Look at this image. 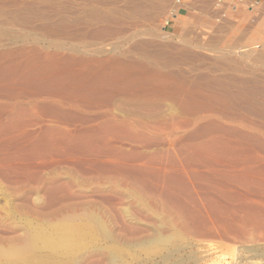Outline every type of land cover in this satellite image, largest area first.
<instances>
[{
	"label": "rangeland",
	"instance_id": "obj_1",
	"mask_svg": "<svg viewBox=\"0 0 264 264\" xmlns=\"http://www.w3.org/2000/svg\"><path fill=\"white\" fill-rule=\"evenodd\" d=\"M94 1L95 0H0V4H2V6L0 5V10L2 11L0 21H5L3 24H0V50L11 51L13 49L17 50L18 47L24 48L26 46L25 50L31 47V49L37 48V50H39L38 52H51L52 50H54L52 52L60 51L59 53H64L66 55H87L86 57H89L92 54H90L89 52L85 53L82 43L84 41L83 39H85L84 35H86L87 33L85 30L78 31L77 29L83 28L84 24L81 23V19L87 13L86 11H88L89 7L92 6ZM97 1L99 3L102 2L101 4H104L105 2V4H108L109 7L113 5L116 11H118L117 16L119 18L117 17V21H124V25L126 26L125 30L127 31V29H129L127 32L122 33L124 36L122 34H116L117 37L105 36L104 44L111 42L109 45H107V48L111 49L112 47L110 45H113V43H117V46L114 47V49H111L112 52L107 51L100 57L105 56L107 58L109 55H115L116 57H119L122 52L125 51L136 52L133 49L135 48L136 44L138 46L137 42L144 39H150V37L155 40L156 43L154 46L148 47V49L151 51L157 50L159 48V45H166V42H175L176 44H174L176 46H182L180 39L182 37L181 32L184 28L185 30H187L186 33H188L189 38L192 40H198L196 38L200 39V36H202L200 32H202V30H209L212 32L214 37L217 36V38H223L224 40L228 39V41H232L239 34L245 35L246 33L247 35L248 33L247 36L250 35L253 40L255 38L257 39L253 41L251 37H248L249 40L245 38V42L243 38L246 35L243 36L241 38V40H243L241 41V44L238 47H234L235 54L234 52L230 54L240 63L241 69H235V67L225 68L224 65L214 62V59L219 55L218 53L205 48H198L197 50V47L194 46V48L191 49H193L192 51L197 55L195 59L189 60L187 63L184 62V64L181 63L182 65L179 64L177 68L179 66L180 67L176 70L182 72L187 80L197 82L200 81V83L204 81L210 82L212 79L213 81H215V79L216 81H219L217 79H221V82L228 80L233 81L235 79L237 81H240L239 79L242 78H244L243 80L248 79L264 82V62H256L255 59L247 58L244 56V53L249 49H264V5H262L261 11L259 12L256 7L250 4H246L243 0H155L158 1V3L165 2V4H168L169 6L167 5L168 7L166 6L165 9L160 12L158 11L159 14H157V17L153 20L154 23H151V21H146L147 23H144L143 21H139L135 17L128 16V8L126 7L127 0ZM101 4H99V6L106 7V5ZM201 6H205V8L208 6L207 8L209 10L211 9L210 12L212 15H206L205 13L200 12L199 10H202ZM259 6H261V2ZM29 7L34 8L35 11H30ZM171 9H174V11L176 10L179 14L171 15L169 13ZM122 12L124 13L122 14ZM40 14H42V16H40ZM15 15H17L21 19L20 23L11 21L12 17H14ZM234 16L236 17L234 18ZM59 20L62 22H60ZM74 21L77 23L74 24ZM78 22H80V24ZM129 22L132 24L134 23L135 25L133 24L134 26L132 27V24H130ZM206 23L210 24L212 27L210 28V25L208 26L206 25ZM66 24L69 25L67 26ZM40 25L42 26V28ZM65 25L68 28H64ZM44 26H46V29H48V27L51 28L52 31L49 29H45L46 33H44ZM40 28L43 30H41ZM53 29L57 31H54ZM130 29L133 30L131 31ZM146 29H153L151 31L160 30L161 33L164 34L169 33L168 35H170L171 37L168 40L170 41L167 40V37L161 38V36L158 37L156 35L150 34V32H147ZM49 31L50 33H48ZM250 31L252 32L249 33ZM51 32L53 33V35ZM65 32H67V36ZM221 33H223V35ZM254 33L257 36L254 35ZM229 34L230 36H233L230 37ZM49 35H51V37ZM38 37L40 38V40L38 39ZM67 37L71 39V41H73L71 42L69 39H66ZM58 38H60V40ZM57 40H59L60 42H57ZM247 40L251 42L248 43ZM244 43H247L248 45H245ZM73 46H77L78 51L75 52L72 49ZM121 58L124 57L121 56ZM131 58L133 60H137L138 55L134 53L132 54ZM244 64L246 65L243 66ZM205 74L208 79L205 80V77L203 79L199 78V80H197V75L205 76ZM189 76L190 78H188ZM224 76L228 78V80L224 79ZM192 77H196L197 79L193 80ZM229 77L231 79H229ZM15 80L16 79H14V81ZM11 81H13V79H11ZM17 82L18 80H16V84H14L13 82L14 85H12V82H9L10 85L14 87V91L20 88L18 87ZM10 85H8L7 83V86ZM2 89L4 91L5 88H1L0 91H2ZM5 92H0V94L2 95H0L1 102L3 101V103L6 104L12 102L13 98L11 97H14V95L8 96V92ZM121 94H118V96H116L115 98V104L117 102V107L121 105L117 108L116 111L119 116L123 115L124 112L128 115L133 112L130 116H134V118H140V116H142L147 120H150L153 117V120L160 115L165 116V114H168L169 111L173 113L179 112L178 109H175V111L170 110L171 102L167 100L163 102L164 104L162 108L158 111L153 110L154 112L150 111L151 113H148L149 110H142L144 112L141 111V113H139L140 110L137 111L136 107L138 106L136 101L137 97L133 93L129 92L125 95H123V93ZM4 96L8 97V99ZM24 98L21 97L19 99H14L16 101L23 99L22 102L25 103L26 101L32 100L30 98ZM125 98L126 101H124ZM203 99L205 100V102L204 100H201V102H203L200 103L199 101L198 104L202 106H204L205 104H208L209 106L212 105L211 107L214 110H217L218 114H222L221 116L223 118H221V116L219 115L217 116V118H215L216 120L212 119V121L215 120L216 123L218 122V125H222L230 129L236 126V128L234 127L233 129H237L238 127V130H245L242 132L248 131V133L253 134V131L251 130L241 129L237 122L227 120L228 117H241L242 120H246L245 122H259V124H262L264 126V112L262 111H258V114H255L253 112L251 114V112L243 110H232L228 112L224 111L221 105L216 104V107L214 102H208L207 99V103L206 99ZM245 105H247V103ZM127 110L130 111V113ZM226 113L228 114V116ZM225 115L226 117H224ZM0 117L1 120H6V115H0ZM32 118L34 119V116ZM33 119H31V121ZM202 122V124L201 122L199 124L203 125L205 124V122L207 123V121ZM40 127V125L33 126L32 124V126H27L26 129L28 128L27 130H29L31 133L37 134L41 129ZM19 128L21 127H18L16 132L13 131V133H11L12 131H9V133H7L9 134V136L13 135V137L15 136V133L16 135H19L17 132L20 130ZM215 130L216 129H212L214 133L211 132L209 134H215L221 138L223 137L222 139L228 142L230 148L229 146H222L223 148L219 146L220 148H217L215 151L207 152L203 150V152H206V154L203 153L202 150L199 151L198 149L197 151V148H195L194 146H189V148L187 146V148H180L178 144L182 142H180L178 139L183 138L182 141H189L190 132H192V130L189 131V129L184 131L181 130L179 134H176L175 132L160 133L158 131L138 132L139 135L143 133L142 135H148L149 138H152L151 142L146 141L151 146V143H154L153 145L157 144L156 148L147 145L145 142L143 144L147 145V148L145 147L146 149L143 147L145 145H141V140H139L140 142L136 140L138 141V143H135V140L133 139V143L131 142L132 139L129 141L127 137V139H124V141L121 140L123 136L120 137V135H117V137H120V139L114 136L116 137V140H119L116 141L115 139H113V137L110 136L109 138L112 140H109L108 145L115 148L114 150V148L110 147V149H113L110 151L113 152H110L108 145L104 142H100L98 140V137L97 139H95L98 140L99 143H102L101 145L103 146V148H101L98 142L95 145L96 141H94V145L92 144V146H96L97 148H99L98 146H100V148H92L91 146V151L87 148L85 150V148H82V146H78L80 147L78 148L76 146L77 144L74 143L29 144L30 141L26 138L21 139V136L18 139V143L21 144L14 145L10 141L8 142L9 139L6 138H8L9 136L5 133L3 135L4 137L6 136L5 138H3V136L0 137V245L9 246L11 243L10 240L13 237L24 238L25 233L27 234V232L31 233L36 231L45 232L43 234H46L47 236L48 234L49 236H56L57 232L58 234L69 232L70 235H73L74 241H76L78 235L74 234L73 231L70 230L69 222L72 224L76 222L74 224L78 223V225H80L81 223L88 221L87 223L93 224L95 219H101L111 229V231L116 234V237L114 239H107L101 232V229L96 225V229L93 230L94 234L88 237L89 239H87V237H84L83 235V237L79 235V237H81L78 238L79 240L77 239L78 241H76V246H74V248L75 251L78 250L77 253L80 254L73 253V255H76L75 257L72 254H63L61 252L53 254L52 252H49L50 250L43 248L41 249L42 252L39 255L43 254V259L45 262L37 261L38 258L36 259L33 257L29 260L27 259L29 262H26V260L23 264H41L42 262V264H69L74 258H76L75 260H77L78 264H115L113 262H110V251L115 249H119L120 264H231L230 262H233V264H264V258L261 259L258 258V256L256 258L254 255V252L257 251L264 255V240L259 238L260 232L256 231V229L254 228L255 225H253L255 219L264 217V172L261 173L259 170L255 169L257 168V165L253 163V159H255V161L257 159L260 162L263 160L262 163H264V150L262 149V154V151L259 150L261 148L259 145H257L259 146L258 148H256V145H252L258 143V141L260 140H263L259 139L262 137L264 138V136L260 137L263 132H256V135L258 137L255 136L257 138V141L254 143L253 141L256 140L255 137L253 138L254 140H250L248 138H246V140H242V138H245L244 135L239 139L241 135L239 134V137L236 136V132H225L223 134V132L221 133V131L218 130H216V132ZM207 131L206 134L207 136H209ZM135 134L136 133H134V135ZM233 134L236 137L233 136ZM134 135H132V138H134ZM161 136H164V138H166V136H169L170 138H172V140L169 141L168 144H166L167 140L164 141V139H162L164 142L162 140H158L162 138ZM22 138L24 137L22 136ZM153 140L155 141L153 142ZM157 140L159 142H157ZM22 141L25 142L22 143ZM27 141L28 144L26 143ZM112 141L116 142L113 143ZM111 142L113 144L110 145ZM175 142H178V147L173 146L176 149H174L175 151L170 150V152L172 151V154L171 156L169 154V156L167 157L168 159H165V157L163 156V160L155 158L160 156L161 153L159 152L162 149H164L165 151L172 149L171 144L173 143L174 145ZM230 142L233 144H231ZM262 142H264V140ZM164 144H166V146ZM118 146H120V148ZM124 147H126L127 151H130L132 149V154H130L129 151L128 153H126L127 151ZM193 147L195 148V150L193 149ZM154 148L156 150V154L158 153V156L154 154ZM166 148L169 149L167 150ZM243 148L245 150H243ZM134 149H136L137 151L140 150L138 152H141V155L138 154V152ZM229 150L232 151V153L230 152L229 154L228 152V155H226L229 157H225L224 153ZM151 151L153 152L151 153V155L154 154V156H151L149 154ZM237 151H243V153L239 152L238 155ZM248 151H250V153ZM102 152L104 153L101 154ZM147 153L149 154L148 156H151V158L154 157V159H156L157 161L159 160V162L155 161L153 158H148ZM167 153L163 152V154L161 155L167 156ZM187 153L189 154V156ZM122 154H125V156H121ZM126 154L127 156L130 154L128 158ZM136 154L140 157H138ZM173 154L174 157H172ZM144 155L147 156L148 159H142V157H145ZM215 155L218 157H215ZM220 155L224 156V158H221ZM257 155H259L260 157H257ZM190 157L192 159H190ZM233 158L234 160L236 158L235 162ZM149 159H151L150 161L155 162L147 163ZM201 159L204 160L202 161ZM198 160L201 161L199 162ZM226 161L229 162L227 163ZM219 164L222 166H220ZM119 165L122 167H120ZM165 168L169 171H166L168 174L164 172V175V173L162 172ZM253 169L255 170V173L253 172ZM222 170L225 171L222 173ZM235 170H237L238 172ZM228 171H230L231 173ZM234 174L240 176V181H234L235 179H237H234ZM223 176L225 179L223 178ZM242 176L246 180H244ZM261 179L263 181H261ZM252 181L254 182V184L252 183ZM256 182L259 185L256 184ZM249 183L251 184V186ZM250 188H252L253 192H250L252 191ZM244 204L246 205L245 208L247 210L244 208ZM255 211L257 213L259 211L258 214L260 215L257 216V213ZM170 218L171 220H169ZM251 219L253 223L248 222L251 221ZM260 219L258 220H262L261 222H263L264 218L261 220ZM54 223H57V226H54ZM65 226L66 228L68 227L67 229L69 230H65ZM245 229H247L248 231ZM172 230H174V232ZM249 230L251 232V235H245L244 231L248 232L249 234ZM256 234H258L259 236ZM81 240L84 241L82 242ZM78 244L80 245L81 249L78 247ZM252 250L253 252H251ZM56 254H58V256ZM46 256L49 257L47 261ZM77 256H79V258ZM32 259L33 261L36 259V261L32 263Z\"/></svg>",
	"mask_w": 264,
	"mask_h": 264
},
{
	"label": "bare ground",
	"instance_id": "obj_2",
	"mask_svg": "<svg viewBox=\"0 0 264 264\" xmlns=\"http://www.w3.org/2000/svg\"><path fill=\"white\" fill-rule=\"evenodd\" d=\"M101 3L102 2L99 3L97 0L94 1L92 6L89 7L88 11H86L87 13L81 19V23L84 24L83 28L77 29L78 31L85 30L87 33L86 35H84L85 39H87V40L83 39L84 41L82 43H83V47H84L83 50L85 51V53L89 52L90 54H92L89 57H86L87 55L86 56H80V55L78 56L75 54L74 55L73 54H67L66 55L64 53H59L60 51L59 52H52L54 50H52L51 52H47V51L38 52L39 50H37L36 47H35L36 49H31V47H30L29 49H26V50H28V51H26L25 50L26 46L24 48L20 47L21 49L18 47L19 49L17 48V50H14L12 48L14 51L13 50H11V51L0 50V87L5 88L4 91L2 89V91H0V92L3 93L5 91H7L8 96L14 95V97H11V98H13L12 99L13 101L9 102L7 104L3 103V101L1 102V100H0V115H3V116L6 115V120L0 119V121H1L0 122V135H1L0 137H2L5 133L9 136V134H8L9 131L10 132L12 131L11 133H13V131L16 132L18 127H21L22 130H21V128H19L20 130L17 131L19 135H16V133H15L14 137H13V135L9 136V137L7 136L8 138H6V139H9L8 142L10 141L14 145H17V144L19 145L21 143H18V141H19L18 139L21 136L20 137L21 139H25V138L28 139L30 141L29 144H38V143H45V144H49V143H51V144L69 143L70 144L71 143L72 144V143H74V144H77L76 145L77 147L82 146V148H85V150H86V148L91 150L92 148L96 147V146L95 147L92 146V144L94 145V141H96L95 145L97 142L99 143V141L104 142L105 144L108 145L109 140H112L109 138L110 136L113 137V139H115V140H116L117 135L118 136L120 135V137L121 136L126 137V138L122 137L121 140L127 139V137H128L129 141L132 139L131 142H133L135 140V143L136 142L138 143V141L141 140L142 141L141 145H145L143 143H145L146 141L151 142L152 138H149L148 135L147 136L142 135L143 133L142 134L140 133L141 135H139L138 132H142V131L157 132L158 131L160 133H168V132L174 133L175 132L176 134H179V132L181 130L182 131L188 130V129H189V131L192 130V132H190L189 141H187V140L182 141L183 138L178 139V137H179L178 136L177 139L182 143H180L177 140L180 144H178V142L177 143L175 142L173 145V143H172L171 144L172 149H169L170 147L166 148L167 150L169 149L168 150L169 152L165 151L164 149H162L159 152L161 154H163V152H165V153L168 152L167 156L161 155V154H160V156H158L157 155L158 153L156 154L155 148L153 149V152L155 150L154 154L156 156H158L155 158L163 160L164 159L163 157H165V159H168L167 157L169 156V154L171 156L172 151L170 152V150L176 149L173 146L176 147L177 144L180 146V148H183V147L189 148V146H191V147L194 146L195 148H197V151L199 149V151L202 150V152H203V150L210 152V151H215L217 148H220V147L221 148L228 147L229 146L228 142L226 140H223L222 139L223 137L221 138V137H218V135L209 134L211 132L214 133V131H212V129L213 130L216 129L218 131H221V133L223 132V134L225 132H236L237 133L236 136L239 137V134L241 135V137H239V139L242 138L244 135L245 138H242V140L243 139L246 140V138L251 140L255 136L258 137L256 135L257 134L256 132H263L264 133V129H263L264 126L262 124H259V122L258 123H256V122H251V123L245 122L246 120L245 121L242 120L241 117H239V118L228 117L229 119L227 118V120L237 122V124L240 126L241 129L251 130V131H253V134L248 133V131L242 132L245 130H242V131L240 129L238 130V127H237V129H233L234 127L236 128V126H234V127L232 126L233 128L230 129V128H227L225 126L218 125L217 124L218 122L217 123L215 122V120H216L215 118H217V116L220 115V114H218V111L214 110L211 107L212 105L209 106L208 104H205L208 106H205V105L202 106V105L198 104L199 101H200V103H202L203 101L201 102V100H204L203 98H205L206 102L208 99V102L209 101L214 102L215 106H216V104L221 105L223 107L224 111L229 112L232 110H243V111L251 112V114H252V112L255 114H258V111L264 112V82H259L256 80H248V79L243 80L244 78L239 79L240 81H237L236 79L231 81V80H228V78H226L224 76V79H227L228 81L223 80L224 82H221L220 81L221 79H217L219 81H216V79H215V81H213V79H212L210 82L204 81V82L200 83V81L197 82V81L187 80L182 72L176 70L180 67L179 66L177 68V66L179 64H181V63L184 64V62L187 63L189 60L195 59V57L197 55L195 54V52L192 51L193 49H191V48H194V46L197 47V50H198V48H205V49H209V50H212V51H215L216 53H218L219 55L214 59V62L224 65L225 68L226 67H233V68L235 67V69H239V68L241 69L240 63L237 61L236 58L232 57L230 54L234 52V47H238L241 44V41H243L245 38L248 39V37H251L250 35L247 36L248 33H247V35L245 33V35L247 37L245 35H240V34L238 35L237 34L238 36L235 37L236 36L235 35L234 36L235 38L232 41H228V39L224 40L223 38H217V36L214 37L212 32L209 30H202V32H200V34H202V36H200V39L196 38L198 40H192L189 38L188 33H186L187 30H185V28H184L183 31L181 32L182 37L180 36L181 37L180 42L182 43V46H176L175 45L176 43L174 42L175 41L174 40L173 42L175 44L171 43V42H169V43L166 42L167 44L163 45L161 43L162 45H159V48L157 50L151 51L148 49V47H152L156 43H155V40H153L150 37V39H144L141 41L137 40L138 46L136 44L135 48L133 47L134 48L133 50L136 52L125 51V52H122V54L119 57H116L115 55L114 56L109 55L107 58L105 56H103V57H105V58H103V57H100V56H102L103 53H105L107 51L112 52L111 49L112 48L114 49V47L117 46L116 45L117 43L116 44L113 43V45H110L112 47L111 49L107 48V45H109L111 42L104 44L105 36L106 37L107 36L117 37L116 34L120 35L122 33L127 32L129 29H127V31L125 30L126 26L124 25L125 24L124 21H122V20H120L122 22L117 21L119 18L117 16L118 11H116V9L113 5H111L109 7V5L108 4L106 5L105 2H104V4H101ZM99 4L106 5V7L105 6H99ZM0 5L2 6V4H0ZM167 5L165 4V2L158 3V1H155V0H127L126 7L128 8V16L135 17L136 19H138L139 21H143L144 23L146 21H149V22L151 21V23H154L153 20L157 17V14H159L158 11L159 12L162 11L163 9H165V7ZM207 7L205 8V6L204 7L201 6L203 11L202 10H199V11L202 13H205L206 15H208V14L212 15L210 12L211 9L209 10ZM29 10L35 11V9L32 7H29ZM39 13H41V12H39ZM123 13L124 12H122V14ZM169 13L171 15H175V14L178 15L179 14L176 10L174 11V9H171L169 11ZM7 14H8V12H7ZM42 14H43V12H42ZM42 14H40V16H42ZM4 15H5V13H4ZM0 16H2L1 10H0ZM235 17L236 16H234V18ZM66 18H68V17H66ZM78 18H80V17H78ZM20 20L21 19L17 15L12 17V19H11V21L18 22V23H20ZM227 20H229V19H227ZM4 22L5 21L1 20L0 24H3ZM60 22H62V21H60ZM75 23H77V22L74 21V24ZM78 23L80 24V22H78ZM69 24H66V25L68 26ZM130 24H132V23H130ZM133 24H132V27L135 25V24L134 25ZM137 24H138V22H137ZM66 25L64 26V28L67 27ZM140 25H139V27H140ZM206 25L209 26L210 24L206 23ZM221 25H223V24H221ZM44 27H45L44 30L41 29L42 26L40 28L41 30H43L44 33H46L45 31L48 29L52 31L51 28L48 27V29H46V26H44ZM209 27L211 28L212 26L210 25ZM137 28H138V26H137ZM153 29H150V30L146 29V31L150 32V34L156 35L158 37L161 36V38L167 37V40L171 37L170 35H168L169 33L164 34V33H161L160 30L159 31L158 30L157 31H151ZM155 29H157V28H155ZM54 31H57V30H54ZM73 31H75V30H73ZM252 31H250L249 33H251ZM67 32H65V34ZM48 33H50V31ZM131 33H133V32H131ZM240 33H241V30H240ZM221 34L223 35V33H221ZM52 35H53V33H52ZM254 35H256V34L254 33ZM49 36L51 37V35H49ZM66 36H67V34H66ZM229 36H230V34H229ZM232 36H230V37H232ZM243 36H245V37L243 38V40H241V38ZM38 39L40 40L39 37H38ZM58 39L60 40V38H58ZM66 39H69V38L67 37ZM251 39H252V37H251ZM255 39H257V38H255ZM59 40H57V42ZM69 40L71 41V39H69ZM248 40H247L248 43L251 42ZM168 41H170V40H168ZM134 42H136V41H134ZM244 44H242V45H244ZM245 45H248V44L246 43ZM119 46H121V45H119ZM61 47H62V43H61ZM72 49L75 52L78 51L77 46H73ZM108 49H110V50H108ZM134 53H136L138 55L137 60H133L132 59L133 57L131 58L132 54H134ZM234 54H235V52H234ZM121 56L124 58H121ZM244 56L247 58H253V59H255L256 62H258V61L264 62V49H259V50H257V49L255 50L254 48L249 49L248 51H246L244 53ZM244 63H246V62H244ZM245 65L246 64H244L243 66H245ZM242 71H243V69H242ZM197 76H198L197 77L198 79L196 77H194V78L192 77V79L193 80H195V79L199 80V78L203 79L205 77H206L205 80L208 79L206 74H205V76H202V75H197ZM188 78H190V76ZM11 79H13V81H11ZM14 79L18 80L17 84H18V87H20L19 89H17L18 91L16 90L17 92L14 91V87L12 86V85L16 84V80L14 81ZM229 79H231V78L229 77ZM6 82L8 83V85H10L9 82H12V85L7 86ZM13 82H14V84H13ZM128 92L133 93L137 97L136 101H137L138 106H136V107H137V111L140 110L139 113H141L142 110H147V111L149 110L148 113H151L150 111L154 112L153 110L158 111L162 108V106L164 104L163 102L167 101V100L171 102L170 110L175 111V109H178L179 112L173 113V112L169 111V113L165 114V116L160 115L159 117H156L153 120H152L153 117L150 120H147L146 118H144L142 116H140V118L139 117L134 118V116L133 117L130 116L133 113L132 111H131L132 113L130 115L125 114V112H124V114L122 113L123 115L119 116V114H117L116 111H117V108L120 107L121 105L117 107V105H116L117 102L115 104V100H116L115 98H116V96H118V94L123 93V95H125ZM4 97H6V96H4ZM21 97L30 98L32 100L26 101V103H25V102H22L23 99L17 100V101L14 99V98L19 99ZM6 98L8 99V97H6ZM124 101H126V98ZM204 102H205V100H204ZM246 103H247V105H245ZM120 104H121V101H120ZM213 107H214V105H213ZM219 109H222V108H219ZM147 111H145V112H147ZM128 112L130 113V111H128ZM142 112H144V111H142ZM183 115H185V116H183ZM241 115H243V114H241ZM33 116H34V119L32 118ZM227 116H228V114H227ZM257 116H259V115H257ZM224 117H226V115ZM245 117H246V115H245ZM221 118H223V117L221 116ZM31 119H33V120L31 121ZM212 119H215V120L212 121ZM202 121H207V123L205 122V124L201 125L203 123ZM200 122H201V124H199ZM32 124H33V126L34 125H36V126L40 125L41 126L40 127L41 129L37 134L31 133L29 130H27L28 128L26 129L27 126L28 127L30 125L32 126ZM206 131L209 134V136H207ZM134 133H136V134L134 135ZM263 133L260 137L264 136ZM219 134H220V132H219ZM132 135H134L133 136L134 138H132ZM22 136L24 138H22ZM114 136H116V137H114ZM233 136H235V135L233 134ZM5 137L3 136V138H5ZM97 137H98L99 141L96 140ZM120 137H117V138L120 139ZM182 137H184V136H182ZM256 137H255L256 140L253 141L254 143L257 141ZM158 138H160V137H158ZM162 139H164V141L167 140L166 144H168L169 141L172 140V138H170L169 136H166V138H164V136H163L162 138H160L158 140H162ZM259 139L264 140L263 137L259 138ZM136 140H138V141H136ZM158 140H157V142H159ZM0 141H1V138H0ZM154 141L155 140H153V142ZM162 141H160V142H162ZM260 141H258V143L252 144V145H256V146L259 145L261 147L259 150L262 151V149L264 150V142H262V141L260 142ZM23 142H25V141H22V143ZM112 142L110 143V145L115 143V142H113V143ZM147 142H146V144L151 146ZM26 143L28 144V141ZM99 144H100L101 148H103V146L101 145L102 143H99ZM151 144L153 147L157 146V144L156 145H153L154 143H151ZM159 144H158V147H159ZM166 144H164V145L166 146ZM231 144H233V143H231ZM147 145H145L143 147L145 148ZM91 146H92V148H91ZM100 146H98V147L100 148ZM165 146H163V147H165ZM244 146H248V145H244ZM259 146H257L256 148H258ZM30 147H32V146H30ZM80 147H78V148H80ZM110 147L114 148L113 146L108 145L109 151L113 150V149H110ZM118 147L120 148V146H118ZM135 147H137V146H135ZM194 147H193V149L195 150ZM99 148H97V149H99ZM124 148L126 150V147H124ZM229 148H230V146H229ZM35 149H37V148H35ZM132 149H133V145H132ZM114 150H115V148H114ZM131 150L130 151L128 150L130 154H132ZM134 150L137 151L136 149H134ZM158 150H159V148H158ZM243 150H245V149L243 148ZM248 150H252V149H248ZM259 150H257V151H259ZM103 151H105V150H103ZM128 151L126 153H128ZM138 151H140V150H138ZM183 151H184V149H183ZM31 152H32V150H31ZM110 152H113V151H110ZM121 152H122V150H121ZM121 152H119V153H121ZM153 152L151 151L149 154L151 155V153H153ZM228 152H229V154H230V152L232 153V151L229 150L226 153H224L225 155L224 154H222V155H224L226 157L228 155L227 154ZM239 152L243 153V151L242 152L239 151ZM239 152H238V155H239ZM248 152L250 153V151H248ZM93 153H95V152H93ZM103 153L104 152H102L101 154H103ZM106 153H108V152H106ZM140 153L138 152V154H140ZM203 153L206 154V152H203ZM245 153H247V152H245ZM33 154H34V152H33ZM149 154L147 153V156ZM154 154H152V155L154 156ZM262 154H263V151H262ZM121 156H125V154L124 155L122 154ZM126 156H127V154H126ZM128 156H127V158H128ZM137 156L140 157L139 155H137ZM147 156L142 157V159L147 158ZM151 156H148V158H151ZM188 156H189V154H188ZM224 156L220 155L221 158L222 157L224 158ZM233 156H235V155H233ZM115 157H117V156H115ZM172 157H174V154ZM215 157H218V156L215 155ZM227 157H229V156H227ZM246 157H247V155H246ZM257 157H260V156L257 155ZM152 158L154 159V157H152ZM236 158H235V160H236ZM151 159H149V161H147V163H152V162L157 161L156 159H154L155 161H150ZM190 159H192V158L190 157ZM204 159H206V158H204ZM261 159H263V158H261ZM233 160H234V158H233ZM235 160H234V162H235ZM245 160H247V159H245ZM253 160H254L253 163H255L257 165V168H255V167L254 168L259 170L261 173H263L264 172V163H262L263 160L261 162L257 159H256V161H255V159H253ZM157 162H159V160ZM160 162H162V161H160ZM175 162H176V160H175ZM239 162H240V160H239ZM239 164H246V163H239ZM224 165H223V167H224ZM235 165H236V163H235ZM123 166H125V165H123ZM220 166H222V165H220ZM120 167H122V166H120ZM248 169H250V168H248ZM12 171H13V169H12ZM166 171H169V170H167L165 168V169H163L162 173H164V172L167 173ZM224 171L222 170V173ZM235 171H237V170H235ZM259 171H257V172H259ZM228 172H230V171H228ZM253 172L255 173V170ZM165 173H164V175H165ZM167 174H166V176H167ZM223 178H224V176H223ZM226 178H228V177H226ZM235 178H237V179H235ZM239 178H240V176L235 175L234 181H236V180L240 181ZM254 179H252V180H254ZM199 180H201V179H199ZM244 180H246V179L244 178ZM261 181H263V180L261 179ZM252 183L254 184L253 181H252ZM226 184H227V182H226ZM256 184H258V183L256 182ZM173 185H175V184H173ZM250 186H251V184H250ZM261 187H263V186H261ZM250 189L252 190V188H250ZM255 189H258V188H255ZM250 192H253V190ZM249 194H251V193H249ZM261 194H263V193H261ZM261 199H263V198H261ZM51 202H52V200H51ZM57 204H58V202H57ZM245 204H244V208L247 205V204L246 205ZM241 206H242V204H241ZM249 206H250V204H249ZM217 212H219V211H217ZM196 213H197V211H196ZM247 213H248V211H247ZM258 213H259V211H258ZM258 213H257V216L260 215ZM220 218H222V217H220ZM250 218H252V217H250ZM260 218H258V219H260ZM263 218H261V219H263ZM258 219H255L254 223L252 222V219H251V221H248V222H251V223H253V225H255L254 228L256 229V231L260 232V233L258 232L260 235L259 238L264 240V219H263V222H261L262 221L261 219H260L261 221H259ZM169 220H171V218ZM241 220H243V219H241ZM121 221H123V220H121ZM63 222H65V221H63ZM68 222H67V224H68ZM87 222L81 223L80 225H78V223L74 224L76 222H74L73 224L69 222V224H70L69 228L71 231H73L74 234L78 235V238H80L83 235L84 237H87V239H89L88 237H90L94 234L93 230L96 229V225H97L101 229V232L103 233V235L107 239L112 240L116 237V234L113 231H111V229L101 219H95L93 224L87 223ZM57 223L56 224L54 223V226H57ZM248 224H250V223H248ZM65 228H66V226H65ZM67 228L65 230H69ZM226 228H228V227H226ZM65 230H63V231H65ZM245 230H247V229H245ZM252 230H253V228H252ZM30 231H32V230H30ZM40 231H41V229H40ZM43 231H45V230H43ZM172 231L174 232V230H172ZM41 232H37V231L31 232V233L27 232V234L25 233L24 238H20V237H15V238L13 237L12 239L10 238L11 243L9 246L0 245V264H23L27 259L29 260L30 258H33V257L36 259L38 258L37 261H44L43 254L39 255L42 252L41 249H43V248L50 250L49 252H52L53 254L59 253V252H61L63 254L66 253V254H72V255H73V253L74 254H80V253H77L78 250L76 249L77 251H75V248H74V246H76V241H78L79 239L77 238L78 240L76 239V241H74L73 235H70L69 232L68 233L70 236L68 235L67 232L66 233L63 232V234L60 233L61 235L58 234V232H57L56 236H53V235L49 236V234L47 236L46 234H43L45 232H42V233ZM244 232H245L244 233L245 235H248V236L251 235L250 230H249V232H250L249 234L246 231H244ZM55 233H56V231H55ZM79 235H81V236L79 237ZM256 235H258V234H256ZM252 237H256V236H252ZM257 240H258V238H257ZM78 247L80 248V245ZM124 248H126V247H124ZM251 252H253V250ZM110 253H111L110 262H113L115 264H120L119 249L112 250V251H110ZM56 255L58 256V254H56ZM254 255L256 258H257V256H258V258H261V259L264 258V255L259 253L258 251L254 252ZM73 256L75 257L76 255H73ZM49 257H50V255H49ZM49 257H47L46 261L48 260ZM77 257L79 258V256H77ZM36 259L34 261H36ZM53 259H55V258H53ZM75 259L76 258H74L72 260V262H70V260H69V262H70L69 264H78L77 260H75ZM28 260L26 262H29ZM34 261L32 259V263ZM230 263L233 264V262H230ZM38 264H40V263H38Z\"/></svg>",
	"mask_w": 264,
	"mask_h": 264
},
{
	"label": "crops",
	"instance_id": "obj_3",
	"mask_svg": "<svg viewBox=\"0 0 264 264\" xmlns=\"http://www.w3.org/2000/svg\"><path fill=\"white\" fill-rule=\"evenodd\" d=\"M209 1H212V0H209ZM246 4H250L254 7H256V9L260 12L261 11V7L262 5H264V0H243ZM260 2H261V6L260 5ZM259 19V18H258Z\"/></svg>",
	"mask_w": 264,
	"mask_h": 264
}]
</instances>
